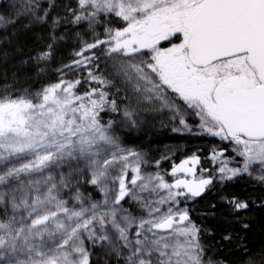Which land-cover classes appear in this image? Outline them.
<instances>
[{
	"label": "snow or ice",
	"instance_id": "1",
	"mask_svg": "<svg viewBox=\"0 0 264 264\" xmlns=\"http://www.w3.org/2000/svg\"><path fill=\"white\" fill-rule=\"evenodd\" d=\"M0 264H264V0H0Z\"/></svg>",
	"mask_w": 264,
	"mask_h": 264
},
{
	"label": "trees",
	"instance_id": "2",
	"mask_svg": "<svg viewBox=\"0 0 264 264\" xmlns=\"http://www.w3.org/2000/svg\"><path fill=\"white\" fill-rule=\"evenodd\" d=\"M168 143H174V141H170L167 137H161L156 146L163 149V147ZM254 235L258 237L259 233H256Z\"/></svg>",
	"mask_w": 264,
	"mask_h": 264
}]
</instances>
